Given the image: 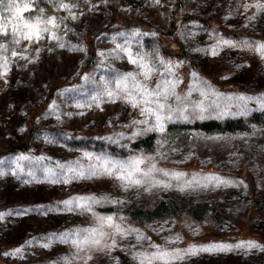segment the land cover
Wrapping results in <instances>:
<instances>
[{
  "label": "rangeland",
  "instance_id": "obj_1",
  "mask_svg": "<svg viewBox=\"0 0 264 264\" xmlns=\"http://www.w3.org/2000/svg\"><path fill=\"white\" fill-rule=\"evenodd\" d=\"M10 2H30L31 9L17 21L15 11L3 6ZM65 2L76 5L71 14L60 0L0 5V28L8 33L0 34V264H140L133 256L147 259L158 252L184 257H164L169 264H264V58L255 50L264 40L227 35L188 19L264 34V11L255 6L264 0ZM50 17L56 27L44 22ZM37 18L39 29H48L39 39L37 28L23 26ZM119 20L127 24L119 26ZM89 36L95 57L88 51ZM164 43L179 56H171ZM129 56L152 68L149 79ZM127 73L136 77L128 80L129 91L144 85L156 92L150 99L165 104L162 110L150 105L161 116L162 132L155 115L141 114L144 105L125 102L117 82ZM200 102L203 113L196 107ZM206 121L237 126L200 130ZM150 135L148 147L141 141ZM22 144L27 151L15 152ZM135 158L145 160L132 177L140 186L99 174L104 160ZM152 164L169 175H142ZM178 173L183 176L173 178ZM209 178L227 183L216 186ZM161 202L168 210L156 219L143 217L139 224L128 218L134 208L149 212ZM205 203L210 209L192 216ZM212 209L230 219H215ZM108 216L135 231L121 238L103 228L104 251L82 243L88 234L79 230L100 229L99 218ZM210 230L225 234L223 240L205 241ZM248 242L256 247L248 248ZM214 245L229 250L198 251Z\"/></svg>",
  "mask_w": 264,
  "mask_h": 264
},
{
  "label": "snow or ice",
  "instance_id": "obj_2",
  "mask_svg": "<svg viewBox=\"0 0 264 264\" xmlns=\"http://www.w3.org/2000/svg\"><path fill=\"white\" fill-rule=\"evenodd\" d=\"M105 2H106V0H105ZM157 2H158V0H157ZM0 5H3V0H0ZM3 6L7 7V9L9 11H15V13L17 14L16 15L17 21H19L21 16H23L25 13H28L31 9V3L30 2L24 3L22 7L19 3H14V2H10L7 5H3ZM255 6L257 7L258 10L264 11V4L258 3ZM60 7L63 9L69 10V12L71 14V8L76 7V5L66 3L65 0H60ZM72 18L73 19L76 18L74 14H72ZM44 22L52 25L53 27L57 26L56 18H54V17L46 18L44 20ZM40 23H41L40 18H37L35 22L28 20L27 22L24 23L23 26L25 28H37L38 29L37 38L39 39V38H41L39 35L40 31H48L47 28L39 29ZM0 34L7 35L8 33H7L6 29L0 28ZM25 38L31 39V34H29ZM60 46L63 47V45H60ZM4 47L5 46L3 44H0V49H4ZM255 50L261 55V58H264V45H260ZM13 55H16V53H13ZM129 62L133 63V64H139V66L141 68L145 69V71H143L141 73V75H143L145 79L150 78V75L152 72L151 67L143 64L142 62H138L136 59H133L131 56H129ZM130 79L131 80L136 79V77L133 73L125 74L117 82V88L120 91L125 92L127 95V99L125 100V102L129 103L133 108H137L141 105H144V107L141 108V114L142 115H144V114L155 115V118L157 121V128L162 132L163 131V125L160 123L161 116L159 114H157L156 112H154L153 109L150 107V105L155 103L156 107L158 109L162 110L165 108V104L160 103L159 100L154 101V100L150 99L151 97L156 95V92H155V90H149L144 85L136 86L134 93L132 91H129L127 82ZM174 87H175V85H173V88ZM108 95L113 96L114 93L109 92ZM120 98L123 99L124 97H120ZM163 98L166 101L168 99L167 94H165ZM176 99L179 100L180 97H176ZM240 99H244V97H241ZM196 107L199 108L201 113H203L206 110L203 102H200L198 105H196ZM201 118H203V116H201ZM146 122L147 121H133V123H146ZM149 159H151V158H149ZM144 163H145V160L143 158H135V159H132L129 161L104 160L103 166H102L103 170L99 174L100 175H107L109 177H115L116 179L121 180V181L127 180V181H130L131 184H133L135 186H140L142 184V181L139 179H132V177L136 173H141L140 165H142ZM151 171H162L163 175H165V176L169 175V173L166 171L156 169L155 164L151 165L149 172H144V173H142V175L148 176ZM92 175H97V173L95 171H93ZM172 175H173V178L179 179L181 176H183V173L172 174ZM209 179H215L216 186H219L220 184H226L227 183L226 181H222L219 178H209ZM168 186L169 185H167V184L164 185V187H168ZM202 186L207 187V184H204ZM93 202H96V201H93ZM66 203H70V202H66ZM99 220L101 221V228L100 229L91 228V229H81L79 231L85 232L88 234L83 238L82 243H90L91 245L96 246L97 249L100 251L105 250L104 248L99 247L101 245L102 238L106 235V233L103 231V228L107 227V228L114 229L113 236H120L121 238L126 237V235L129 232L135 231L134 229H127V230L123 229L120 224H116L113 222V218L111 216L100 217ZM97 234L99 235L100 238H96ZM143 239H145V238L140 236V235H137L138 241L143 240ZM73 243L76 244L77 242L73 241ZM77 246H79V245H77ZM246 246L248 248L256 247V245L252 242H248V244ZM106 247L109 250L112 247H115V239H113L112 245H108ZM236 247H245V245L244 244H238V245H236ZM227 250H229V247L226 245H214L210 248L198 249V251H227ZM16 252H20V249H16ZM187 254L188 255H195L196 253H195V251H192V252L187 253ZM168 256H173L175 259H183L184 258L179 252H177L175 254H170V253H166V252H163V253L158 252L157 254H155L154 257H148L147 259L143 258L142 254H137V255L133 256V259H139L140 264H151L152 259H160V260H163V264H169V261L164 259V257H168ZM87 259H91V256H89ZM85 264H87V261H85Z\"/></svg>",
  "mask_w": 264,
  "mask_h": 264
},
{
  "label": "trees",
  "instance_id": "obj_3",
  "mask_svg": "<svg viewBox=\"0 0 264 264\" xmlns=\"http://www.w3.org/2000/svg\"><path fill=\"white\" fill-rule=\"evenodd\" d=\"M188 16V15H187ZM188 19L190 20H196L198 21L199 23L201 24H205L206 26L208 27H213V28H216L218 30H220L222 33L224 34H227V35H231V36H245V37H255V38H259V39H263L264 40V34L261 33V34H258V35H255V34H248V33H239L237 32L236 30L234 29H231L225 25H222L221 22L220 24L219 23H213L215 22V20H212L210 22H208L206 19H202L200 17H197V16H191L189 15L188 16ZM116 24H118L119 26H125L127 24V21L125 20H119V21H116ZM133 24H136V22L132 23ZM172 27L174 26V22H172ZM168 34L169 31H168ZM162 35H166L164 33H162ZM94 37L93 36H89L88 37V40L89 41V44H88V51L89 53L95 57V54H94V51H95V46H94V41H93ZM174 42H175V46L177 48H179V43L174 39ZM164 48H166V50H169L170 49V52L172 53L171 56H179L175 50H172L171 48H168L167 45L164 43ZM181 50V49H180ZM91 62L92 59H90ZM88 66H90L89 64H87ZM53 83V82H52ZM57 86V85H56ZM238 89H242L241 87H237ZM237 125L234 124V121L233 122H229L225 125H223V127H219L218 126V123L214 122V121H206L200 125H198L197 127L202 130V131H208V132H212V131H215V130H219L221 129L220 131H231L234 129V127H236ZM99 132H95L94 134H98ZM153 141H154V135H150L148 137H146L145 139H143L141 142L144 143L146 146L148 147H151L153 145ZM139 143H136L135 147L138 146ZM28 149V145L26 144H22L18 147H15L14 150L15 152L16 151H23V152H26ZM249 192L252 196H255V188L253 186V184L250 183L249 181ZM216 204V203H214ZM210 205L209 204H201V205H197L192 211H191V214L192 216H194L195 218H199V213L201 212H204L208 209H210L209 207ZM167 210H168V204L166 202H161L157 205V207L153 210V211H140L139 209L137 208H134L132 209V211H129V219L135 223H139L141 224L143 221L142 218L145 217V219L147 220H152V219H156L158 217H160L161 215H164L167 213ZM213 211H215L214 213V216H215V219H219L220 218V215H223V217L225 219H230L229 218V215L224 213V211H217V210H214L212 209ZM212 232V233H211ZM208 238L205 240V241H208L210 238H212L213 240L211 241H219V240H223V237L225 236V234L223 233H220L216 230H210L209 233L207 234ZM230 238L226 239L227 241L229 240ZM259 240V238H257ZM264 245V243H263Z\"/></svg>",
  "mask_w": 264,
  "mask_h": 264
}]
</instances>
